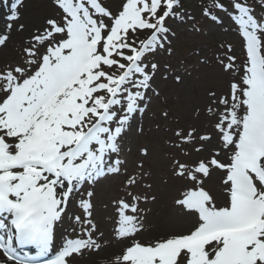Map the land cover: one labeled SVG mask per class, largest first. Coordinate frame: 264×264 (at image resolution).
I'll list each match as a JSON object with an SVG mask.
<instances>
[{
    "label": "snow or ice",
    "instance_id": "snow-or-ice-1",
    "mask_svg": "<svg viewBox=\"0 0 264 264\" xmlns=\"http://www.w3.org/2000/svg\"><path fill=\"white\" fill-rule=\"evenodd\" d=\"M22 3L15 0L11 19L18 18L15 9ZM52 3L58 14L31 35L19 62L0 68V264H77L109 246L93 219V191L75 203L82 214L70 213L69 205L85 184L120 174L125 166V138L148 108L159 69L147 57L170 44L175 33L166 21L181 6V0H121L114 12L104 0ZM258 3L264 8V0ZM215 7L228 12L223 3ZM231 8L246 59L243 65L231 55L218 61L233 79L227 93H208L216 143L195 148L207 156L174 159L172 166L173 176L187 182L174 205L189 226L139 239L151 211L140 203L156 196L129 191L131 202L112 201L113 239L127 243L99 264H264V16L246 0H232ZM143 31L150 34L130 39ZM9 39L0 36V47ZM174 79L183 83L179 73ZM195 132H174V147L186 158L183 146L196 139ZM199 140L210 143L213 137ZM141 154L147 156L148 148ZM138 168L126 188L147 175L142 164ZM214 171L222 173V202L205 186ZM66 218L71 227L49 257Z\"/></svg>",
    "mask_w": 264,
    "mask_h": 264
},
{
    "label": "rangeland",
    "instance_id": "rangeland-1",
    "mask_svg": "<svg viewBox=\"0 0 264 264\" xmlns=\"http://www.w3.org/2000/svg\"><path fill=\"white\" fill-rule=\"evenodd\" d=\"M50 2L52 0L26 1L19 22L15 23L13 28H20V25H25L24 23L29 20L32 22L29 35L36 28H41L46 18L57 15V12L49 10ZM246 2L257 7L255 13L258 17L264 16V8L260 7L258 0ZM120 3L121 0L105 2L114 12ZM217 3H223L228 12L219 11L215 7ZM231 3L232 0H216L214 4L209 5L207 0H191L185 11L181 12L182 18L186 20L185 24L178 25L177 31L174 32L176 37L171 41V53L166 50V54L157 55L161 62L151 82L148 108L142 115L136 117L132 130L125 138L122 156V159H126L125 166L120 174H113L109 180L97 185L96 188L95 186L91 188L94 193L93 219L97 210L96 202L102 201L105 208L112 209L115 214L112 201L124 198L131 202V197L127 193L130 191L133 195H142L149 181L153 183L158 181L161 186L159 190L163 186H169L173 191L174 185L182 189L179 185L181 179L174 177L172 172L174 159L180 162L184 159L182 150L174 147V144L179 143L174 132L180 129L187 133L195 128L194 136L198 140L199 136L208 135L207 127L210 128L209 132L211 130L215 132L216 118L211 117L210 123L208 120L210 116L207 108L211 103L208 93L214 91L217 97L227 93L229 83L233 79L231 74L222 71L218 61L231 55L236 57L237 65H243L246 59L241 34L231 18L234 15ZM209 9L212 11L206 15ZM57 11L59 12V9ZM216 16L220 17V22L213 19ZM33 19L38 20V24H34ZM167 55L169 57L166 59ZM177 73L183 76V83L175 81L174 76ZM165 110L169 113L166 119L162 116ZM139 128L143 129L142 133L137 131ZM190 144L184 145L183 150L190 152L192 149ZM143 147L148 148L147 156L141 154ZM140 164L147 175L139 183L126 188L127 177L139 173ZM180 191L175 195L177 198ZM100 192L102 200L96 199Z\"/></svg>",
    "mask_w": 264,
    "mask_h": 264
},
{
    "label": "bare ground",
    "instance_id": "bare-ground-1",
    "mask_svg": "<svg viewBox=\"0 0 264 264\" xmlns=\"http://www.w3.org/2000/svg\"><path fill=\"white\" fill-rule=\"evenodd\" d=\"M4 9L0 10V14ZM27 22V21H26ZM38 20L33 19V23H37ZM30 20L25 24V28H13V24H7L3 19L0 17V36H9L10 39L8 40L6 47H0V68L8 63H16L21 60L24 56L23 49L27 46L31 39V35L33 31L29 33V30L32 25ZM38 24V23H37ZM37 29V28H36ZM214 117V116H212ZM209 123L211 121V117H209ZM207 134L213 137V140L210 143H205V148L211 147L212 144L216 143V135L215 132L212 130L209 132L210 128L207 127ZM200 143L203 142L196 139L192 141L190 144L192 149L189 152L190 155L182 160L185 162L188 160L189 162L196 161L200 157H204L208 155L207 151L197 153L194 149L199 147ZM220 176L219 172H213L210 179L205 181V186L210 188L214 194L217 195L218 201L222 202V197L219 194V180L218 177ZM186 181L181 179L179 185H181L182 189L186 186ZM151 189L145 187L143 189L142 194H149L155 195L156 200L154 202H143L141 201L140 207L151 209L150 212L147 213L146 220H145V228L146 230L139 234L138 238L141 240L149 239L153 236L158 234L166 233L169 231H179L185 229L189 226L190 219L186 216H182L180 214L179 209L174 205V200L177 198L175 195H178V192L182 190L179 186L174 185L173 191L166 186H163L161 190V186L159 185L158 181L150 182ZM180 194V193H179ZM99 198L100 200L103 199L101 196V192L96 199ZM97 210L95 212L94 221L98 225V229L104 232V239L110 241V244L107 248L101 250V252L97 255L91 257H85L77 261V264H99V261L111 259L114 254H117L120 249L122 248L123 244L127 243V241L117 242L113 239L112 236V228L113 222L115 220V214L113 213L112 209L105 208V205L101 202H96ZM102 206H104L102 208ZM77 214H81L80 209L75 207L72 210ZM67 226L71 227L70 221L67 222ZM64 230V227L62 228Z\"/></svg>",
    "mask_w": 264,
    "mask_h": 264
}]
</instances>
